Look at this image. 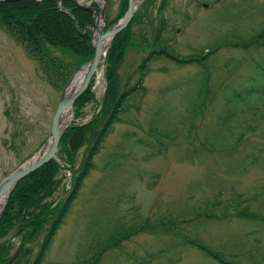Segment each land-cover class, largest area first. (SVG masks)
<instances>
[{
  "label": "rangeland",
  "instance_id": "obj_1",
  "mask_svg": "<svg viewBox=\"0 0 264 264\" xmlns=\"http://www.w3.org/2000/svg\"><path fill=\"white\" fill-rule=\"evenodd\" d=\"M81 2L105 9V30L127 11L122 13L123 0ZM162 4L144 0L118 40L120 50L127 47L121 59L113 57L115 98L138 78L143 83L127 97L90 159L42 264H221L206 249L232 264H264V32L257 33L264 26V0ZM20 38L0 25V182L49 137L79 60L55 48L62 63L47 60L55 66L48 67ZM106 65L92 78L83 113L77 117L74 108L67 124H87L103 112ZM196 105L198 116H189ZM229 113L230 122L222 125ZM109 115L87 130L89 140L77 150L70 137L58 145V185L32 212L64 208ZM154 125L159 134L167 132L162 136L176 135L174 140L156 141ZM60 214L51 215L24 245V234L16 231L6 263L36 264ZM17 248L20 254L11 262Z\"/></svg>",
  "mask_w": 264,
  "mask_h": 264
},
{
  "label": "trees",
  "instance_id": "obj_2",
  "mask_svg": "<svg viewBox=\"0 0 264 264\" xmlns=\"http://www.w3.org/2000/svg\"><path fill=\"white\" fill-rule=\"evenodd\" d=\"M164 2H166V0H163L162 6H164ZM123 3L124 9L122 10V13L124 14L128 8V0H123ZM95 5L96 8L99 7L97 3H95ZM120 17L121 15L114 19V21H108L106 28L115 23V21H117ZM132 21L123 32L121 31L115 37L107 55L106 66L108 67V91L106 92V98L104 99V102L102 104L103 112H101V114H96L95 117L87 124L71 125L62 135L60 144H63L64 140L70 137L72 141H75V149L77 150V148L88 142L89 137L87 130L89 132L90 130L96 129L97 124L100 123L103 116H105L107 113H110L109 117L105 121L103 128L99 132H96L98 136L94 141L87 162L85 161L83 163L81 172L77 177V181L75 182L74 187V194L72 195V197L67 201L64 208H62L59 204L57 208L48 207L46 210L41 209L42 211L40 212H32L31 209H33V207H40V201L46 195L53 192L58 185V179L56 180L55 178L58 171V165L56 160L52 159L48 163L42 165L40 168L33 171L19 181L16 187L12 190L6 209L2 217L0 218V240L11 228H13L15 225H20L16 236L19 234H24V240L21 242V244L24 245L34 237L35 232H37L39 229V226L45 223V221L51 219L50 216L53 214H57L59 210L61 214L48 233L47 239L42 246L36 264H42L43 257L54 238V234L56 233L57 228L60 226L61 222H63L64 217L66 216V210L69 209L72 200L76 197L78 190L82 186L84 178L89 171L88 169L91 167L90 159L97 153L98 147L104 140L105 136L108 134L110 127L117 118V114L120 110H122L121 106L124 104L127 97L131 95L132 92L141 87V84L143 83V79H141V77L138 78V81L134 85H132V87L124 92L118 99L115 98V89L118 82V74L117 72H115V65H113L115 60L113 59V57L121 59L122 56H124V49L127 46L124 45L123 49L120 50L118 40H120L124 34L127 35ZM93 23V12L81 8L72 0H0V25L5 26L10 33L14 35L17 34L19 37H22L20 38L22 40V44L25 47H28L27 51L31 54V56L41 62H44L46 60V62L44 63L46 64V66L51 68H55V66L52 65V63H49V61L47 60H50L54 64L62 63L61 60L54 55L55 48L70 50L71 53L73 52V55L79 58L78 62L75 64V68L72 70V73L81 68L94 56L95 49L92 43L91 29ZM260 32H264V26L259 29V31H257V33ZM79 47H81L82 49V51L80 52ZM150 57H148L140 65V73H142L143 71L145 72L144 68L148 65ZM65 70L69 72L67 67L65 68ZM62 73L60 75L67 76L69 74ZM259 90L257 91L258 94ZM251 91L252 93H255L256 88L253 87ZM90 98H92L91 82L88 89L75 102L74 108L77 117L83 113V105L86 103L85 101H88ZM250 98L251 97H249L248 99ZM248 99H246L245 101L237 100L235 104L241 102L244 103L248 101ZM199 110V105H196V109L192 110L194 113L191 112L189 114L188 111V114L189 116L192 115L193 117H195L196 115L198 116ZM231 118L232 114L229 113L228 115L223 117V121H221V124H227L228 122H230ZM195 123L196 120L189 126L190 133L194 130ZM156 127L157 126L154 125L151 131V134L153 132V135L156 137V141L161 137L165 141L174 140V137L176 135L170 133L168 134V136H162L164 134L166 135L167 132L165 131V133L159 134ZM238 139L239 138L237 135L236 143ZM221 146L222 148H224L223 146L225 145ZM73 153L71 154V156L74 155ZM145 224H147V221L145 222ZM31 227L33 230H30L29 233H26V230ZM11 241L12 240H9L5 243H0V264L6 263L12 256V254L7 250ZM21 248H23V246ZM5 249L8 252H4ZM19 250L17 248V251L15 253L18 256L20 254ZM206 252L213 258H219L218 260H220L221 264H232V262L222 259L218 255V253L214 251L210 253L209 249H206Z\"/></svg>",
  "mask_w": 264,
  "mask_h": 264
},
{
  "label": "water",
  "instance_id": "obj_3",
  "mask_svg": "<svg viewBox=\"0 0 264 264\" xmlns=\"http://www.w3.org/2000/svg\"><path fill=\"white\" fill-rule=\"evenodd\" d=\"M3 1H16V0H3ZM78 6L93 12L94 14V26L92 28V32L94 34L95 28L97 29V37L92 36V43L95 49L94 57L87 63H85L81 68L76 70L66 86L64 87V92L61 96L60 102L58 104L53 125L51 128V132L49 137L43 143V145L22 160L12 171H10L5 178L0 182V198L4 197L2 204L0 205V218L2 217L6 206L8 204L10 194L12 190L16 187L20 180L25 178L27 175L32 173L33 171L40 168L42 165L48 163L52 160L57 152L58 145L60 144L62 135L66 131L68 127L71 126L70 121L69 124L64 123V113L67 111L74 110V105L76 100L88 89L90 82L94 75L97 74L98 70L101 67H105L107 55L109 49L115 39V37L124 30L127 25L132 21L136 11L144 0H129V6L125 13V15L116 23H114L110 28L105 30V27L102 26L99 29V24L101 25V19L106 20L105 9L102 12L97 9L95 6H91L89 3H83L81 0H72ZM92 4V3H91ZM102 17V18H101ZM107 42V45L104 44ZM102 68V72H103ZM85 70L86 73L82 79V82L78 87H73L70 92H67L68 86L72 82L75 75ZM103 74V73H102ZM74 113L72 114L73 117ZM36 156L37 159L30 163V160ZM20 226L14 228L8 234H6L1 240L0 243H5L11 239L16 231H18ZM14 255L11 262L16 258Z\"/></svg>",
  "mask_w": 264,
  "mask_h": 264
},
{
  "label": "bare ground",
  "instance_id": "obj_4",
  "mask_svg": "<svg viewBox=\"0 0 264 264\" xmlns=\"http://www.w3.org/2000/svg\"><path fill=\"white\" fill-rule=\"evenodd\" d=\"M101 28H102V25H100L99 29H101ZM104 45L106 46V45H107V42H106ZM102 68H103V67H101V68L98 70V72H99ZM98 72H97V73H98ZM85 73H86V71H85V70H82V71L78 72V73L75 75V77L73 78L72 82H71L70 85L68 86L67 92H70V91L72 90L73 87L76 88V87H78V86L80 85V83L82 82V79H83ZM63 119H64V123H67L68 121L70 122V121L73 119L71 111H67V112H65V113H64V118H63ZM37 157H39V156H36V157L32 158V159L30 160V163L33 162V161H35V160L37 159ZM3 199H4V197H1V198H0V205H1L2 202H3Z\"/></svg>",
  "mask_w": 264,
  "mask_h": 264
}]
</instances>
